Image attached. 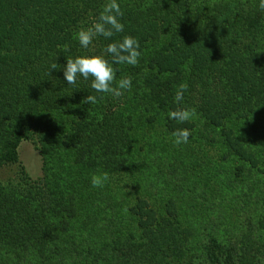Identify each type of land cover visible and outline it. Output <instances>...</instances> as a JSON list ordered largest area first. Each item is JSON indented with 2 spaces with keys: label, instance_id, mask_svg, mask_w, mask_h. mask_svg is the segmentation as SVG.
I'll list each match as a JSON object with an SVG mask.
<instances>
[{
  "label": "trees",
  "instance_id": "trees-1",
  "mask_svg": "<svg viewBox=\"0 0 264 264\" xmlns=\"http://www.w3.org/2000/svg\"><path fill=\"white\" fill-rule=\"evenodd\" d=\"M5 2L12 4L0 0V11L6 12ZM105 2L18 0L15 19L6 23L5 14L0 19L11 27L5 26L9 38L3 35L0 42V169L14 165L18 177L12 180L0 173V243L5 246L13 248L14 243L25 250L39 243L43 253L50 231L44 228V214L64 213L59 217L64 228L84 215L80 203L86 200L72 192L81 179V188L92 187L97 164L109 170L105 188L107 183L120 184L123 174L127 180L138 174L150 140H173L168 134L179 128L190 131L188 141L198 146L197 152L201 144L222 146L212 156L200 153V158L228 160L244 149L264 163V11L259 0H117L123 32L109 39L97 37L82 48L74 33L90 26ZM12 13L9 10L8 16ZM124 36L139 42L141 56L136 66L112 64L116 81L131 78L132 88L123 96L95 92L91 78L78 76L76 85H69L62 68L48 75L51 63L104 55L108 43ZM105 58L111 63L110 56ZM182 83L188 88L177 103L174 97ZM87 95L96 96L97 103H82ZM177 108L194 109L195 116L184 123L169 118ZM26 140L45 165L44 176L35 181L19 160L20 144ZM54 168L61 181L51 187L47 171ZM11 230L14 237L9 241ZM169 235L176 242L162 239L159 249L165 254L181 243L171 228ZM244 247L213 240L204 247L199 264H252ZM189 251L180 247L178 257H187ZM134 255L132 260H147L146 254Z\"/></svg>",
  "mask_w": 264,
  "mask_h": 264
},
{
  "label": "rangeland",
  "instance_id": "rangeland-1",
  "mask_svg": "<svg viewBox=\"0 0 264 264\" xmlns=\"http://www.w3.org/2000/svg\"><path fill=\"white\" fill-rule=\"evenodd\" d=\"M16 1L2 4L6 12L1 9L0 19L7 15L6 23L17 16ZM9 10H13L11 16ZM5 26L8 27L0 21V42L3 35L9 38ZM152 135L148 130L147 136ZM168 136L172 137L170 133ZM209 144H201L202 150L197 152L198 146L189 141L176 146L169 138L160 142L150 140L135 177L127 180L123 174L120 184L107 183L108 187L100 188L101 192L91 186L81 188L85 181L81 179L72 194L83 195L86 200L80 203L85 208L84 215L64 228V220L59 218L64 213L47 212L44 228L50 229L47 240L52 238L45 241V251L40 252L39 243L29 242L23 250L14 243L12 248L1 242L0 264H39L40 260L52 264H199L204 247L213 240L226 247L247 245L248 260L264 264V163L244 149L228 160L221 156L198 157L205 152L212 156L213 151L222 148L216 143ZM124 149L128 152V147ZM19 160L32 181L44 176L45 165L31 141L21 142ZM55 170L47 171L51 187L61 181ZM66 170L64 175L71 174L70 169ZM14 171V165L0 169L1 174L12 180L18 178ZM105 172L109 170L97 164L92 173ZM135 201L136 208H130ZM170 228L181 243L167 248V256L159 247L162 239L176 242L169 235ZM11 232L9 241L14 237ZM182 246L190 248L187 257L183 254L178 257ZM134 254H146L147 260L142 262V256L140 260H132Z\"/></svg>",
  "mask_w": 264,
  "mask_h": 264
},
{
  "label": "clouds",
  "instance_id": "clouds-1",
  "mask_svg": "<svg viewBox=\"0 0 264 264\" xmlns=\"http://www.w3.org/2000/svg\"><path fill=\"white\" fill-rule=\"evenodd\" d=\"M258 7L264 11V0H259ZM121 12L117 0H106L97 19L87 27H81L74 33V39L78 40L82 48L87 49L92 45L97 37L109 39L117 33L123 32L124 26L120 22ZM139 42L132 36H124L122 40L108 43L103 49L104 55H82L74 58H66V64L59 65L53 62L49 65L50 70L63 69V77L69 85H76L77 77H83L85 80L91 78V88L98 93H106L114 98L123 96L125 91H130L132 82L130 77H123L116 81L115 70L112 64L136 66L139 63L141 53L139 51ZM106 56L111 57V63ZM188 85L182 83L175 93L174 100L179 103L184 98V92ZM82 103L95 104L97 97L87 95ZM169 118L180 123L190 121L195 116V110L189 108H177L169 112ZM190 131L186 128L176 129L171 133L173 143L176 146L188 143ZM110 179L108 173L93 175L91 178L92 187H103Z\"/></svg>",
  "mask_w": 264,
  "mask_h": 264
}]
</instances>
